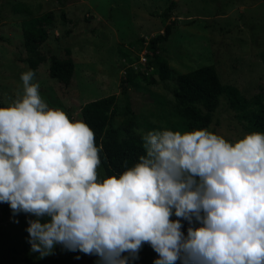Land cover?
I'll return each mask as SVG.
<instances>
[{"label":"clouds","instance_id":"9594fccd","mask_svg":"<svg viewBox=\"0 0 264 264\" xmlns=\"http://www.w3.org/2000/svg\"><path fill=\"white\" fill-rule=\"evenodd\" d=\"M35 75L0 107V203L25 215L30 253L135 264L146 243L153 264H264V134L153 129L138 163L98 182L94 131L43 102Z\"/></svg>","mask_w":264,"mask_h":264},{"label":"rangeland","instance_id":"374dc122","mask_svg":"<svg viewBox=\"0 0 264 264\" xmlns=\"http://www.w3.org/2000/svg\"><path fill=\"white\" fill-rule=\"evenodd\" d=\"M47 12L54 18L46 28L48 37L40 47L45 60L33 83L39 84L42 101L63 110L72 122L82 121L84 104L116 95L112 125L121 127L125 117L119 112L125 103L120 85L131 78L128 94L138 133H184L174 113V76L203 66H213L221 84L236 87L247 101L260 96L264 103V0H0V103L5 107L25 94L20 77L31 70L21 23ZM167 25L168 39L155 47L170 77L161 81L154 67L147 68L145 79L135 76L146 69L140 55L146 51V59H153L149 42L163 35ZM52 57L72 59L74 76L68 86L49 77ZM240 115L221 95L206 129L235 141L247 134ZM102 173L98 167L97 178ZM5 204L0 203V264H97L94 255L59 246L43 259L30 253L25 215L15 217V223L3 211ZM157 256L150 245L141 247L135 264H153Z\"/></svg>","mask_w":264,"mask_h":264},{"label":"trees","instance_id":"16d2710c","mask_svg":"<svg viewBox=\"0 0 264 264\" xmlns=\"http://www.w3.org/2000/svg\"><path fill=\"white\" fill-rule=\"evenodd\" d=\"M53 18V14L47 12L25 19L21 23L23 47L26 53L25 61L31 70L35 71L45 60L40 53V47L47 40L46 28L52 24ZM169 34L170 25H167L163 35L149 42V48L153 51V59L148 58L146 68H156L157 76L161 81L170 77L171 70L167 62L156 53L155 45L166 41ZM0 40L3 38L0 37ZM48 73L51 79L68 86L74 76V63L71 58L60 60L52 57ZM135 76L145 79L147 75L144 72H138ZM174 80L176 83L172 92L174 113L183 122L184 132L206 129L211 123L219 97L224 95L231 109L241 111L239 117L246 122L247 133L264 134V103L260 100L261 97L256 96L249 102L236 87L223 86L213 66H203L185 74H178L174 76ZM131 84H134L133 79L129 78L120 85L125 103L119 112V115L125 117L121 127L112 125L114 116L117 115L116 95L88 102L80 109L82 121L94 131L95 145L101 160L99 168L103 171L102 176L97 178L99 182L106 177L119 175L138 163L139 156L146 154L143 149V136L136 129L137 121L130 107L128 85ZM0 107L5 106L0 103ZM3 211L11 214L8 204L4 205ZM171 219L183 220L174 215ZM187 228V222H183L182 232H187ZM148 245L145 243L141 247Z\"/></svg>","mask_w":264,"mask_h":264},{"label":"built area","instance_id":"2783aa9c","mask_svg":"<svg viewBox=\"0 0 264 264\" xmlns=\"http://www.w3.org/2000/svg\"><path fill=\"white\" fill-rule=\"evenodd\" d=\"M147 61L148 60L146 59V51H143L142 55H140V63H141V65H146ZM144 74H146V75L148 74V69L147 68L144 70Z\"/></svg>","mask_w":264,"mask_h":264}]
</instances>
